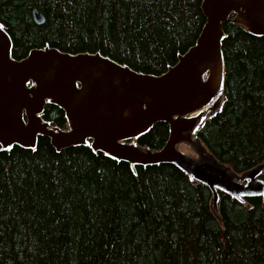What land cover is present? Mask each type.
Masks as SVG:
<instances>
[{
    "label": "trees",
    "instance_id": "16d2710c",
    "mask_svg": "<svg viewBox=\"0 0 264 264\" xmlns=\"http://www.w3.org/2000/svg\"><path fill=\"white\" fill-rule=\"evenodd\" d=\"M202 1L0 0V22L18 60L49 45L160 75L195 45L207 21ZM223 28L225 99L199 138L242 174L264 164V38ZM43 117L66 127L55 106ZM168 135L159 123L139 143L161 149ZM219 194L222 222L211 191L174 166L135 175L87 147L57 153L48 138L34 151L0 147V264H264L262 198L244 205Z\"/></svg>",
    "mask_w": 264,
    "mask_h": 264
},
{
    "label": "water",
    "instance_id": "95a60500",
    "mask_svg": "<svg viewBox=\"0 0 264 264\" xmlns=\"http://www.w3.org/2000/svg\"><path fill=\"white\" fill-rule=\"evenodd\" d=\"M201 9L207 21L195 45L160 75L136 71L100 52L72 54L49 45L18 60L0 22L1 151H34L40 138H48L57 153L87 147L129 164L135 175L138 167L171 165L211 191V210L220 222L219 193L244 205L253 198L264 202V164L238 174L199 138L225 99L223 25L264 38V0H203ZM33 19L45 23L37 9ZM47 106L64 112L65 128L44 119ZM159 123L169 128L165 145H141Z\"/></svg>",
    "mask_w": 264,
    "mask_h": 264
},
{
    "label": "rangeland",
    "instance_id": "374dc122",
    "mask_svg": "<svg viewBox=\"0 0 264 264\" xmlns=\"http://www.w3.org/2000/svg\"><path fill=\"white\" fill-rule=\"evenodd\" d=\"M184 151H185V152H188V150H186V149H185Z\"/></svg>",
    "mask_w": 264,
    "mask_h": 264
}]
</instances>
